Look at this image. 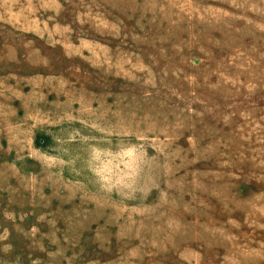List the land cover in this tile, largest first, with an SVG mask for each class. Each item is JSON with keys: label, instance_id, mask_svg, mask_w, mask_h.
<instances>
[{"label": "rangeland", "instance_id": "374dc122", "mask_svg": "<svg viewBox=\"0 0 264 264\" xmlns=\"http://www.w3.org/2000/svg\"><path fill=\"white\" fill-rule=\"evenodd\" d=\"M0 264H264V0H0Z\"/></svg>", "mask_w": 264, "mask_h": 264}]
</instances>
